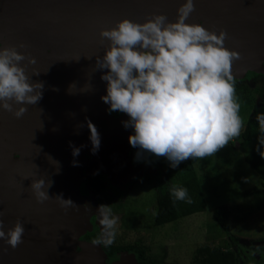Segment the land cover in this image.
I'll use <instances>...</instances> for the list:
<instances>
[{
  "label": "water",
  "instance_id": "95a60500",
  "mask_svg": "<svg viewBox=\"0 0 264 264\" xmlns=\"http://www.w3.org/2000/svg\"><path fill=\"white\" fill-rule=\"evenodd\" d=\"M182 1L0 0V46H16L26 57H34V64L20 63L26 65L29 82L43 83L40 99L25 104L21 117L0 110V221L7 229L19 219L25 229L15 248L0 241V264H103L105 254L98 245L91 243L88 251L75 252L78 237L89 229L86 216L95 212L88 198L77 194L78 175L93 154L87 127L77 125L87 118L96 127L100 145L95 154L117 186L152 170L126 160L129 133L111 153L105 145L110 130L127 115L112 116L100 99L105 90L100 76L107 69L92 63L108 42L99 30L122 18L143 22L152 13H163L174 21ZM229 14L241 23L235 19V25ZM186 22L212 31L223 28L230 42L226 48H244L246 57L231 65L244 67L264 57V0H194V11ZM255 53L259 56H252ZM69 85L74 86L71 91ZM69 142L83 145L75 157ZM120 165L127 168L124 176L118 174ZM41 177L46 183L51 180V185L49 198L38 203L29 186L32 179ZM58 194L71 199L75 207L61 208ZM83 205H89L87 211ZM89 256L94 259L89 261ZM122 261L125 264L121 258L117 264ZM130 263L134 264L131 259Z\"/></svg>",
  "mask_w": 264,
  "mask_h": 264
},
{
  "label": "clouds",
  "instance_id": "9594fccd",
  "mask_svg": "<svg viewBox=\"0 0 264 264\" xmlns=\"http://www.w3.org/2000/svg\"><path fill=\"white\" fill-rule=\"evenodd\" d=\"M193 11L194 0H183L174 21L163 13H152L143 22L122 18L99 30L108 43L102 54L95 56L97 69H107L100 76L106 82L100 99L109 112L127 115L121 123L131 128L127 141L137 149L135 158L144 154L164 157L173 169L188 158L212 156L239 137L245 123L230 71L239 53L224 46L227 34L223 29L212 31L186 22ZM24 60L35 63L34 57H26L16 46H0V110L17 118L26 111L25 104L40 99L43 87L42 82H29L26 65L20 63ZM73 88L69 85V91ZM254 119L258 132L255 148L264 157V112L257 111ZM83 126L88 129L90 152L95 154L100 135L87 118L77 125ZM69 146L73 157L83 147L71 142ZM49 161L57 163L51 157ZM71 163L75 166L78 161ZM50 185L51 180L32 179L29 188L38 203L49 198ZM169 192L173 202L191 203L186 187L173 184ZM56 200L61 208L76 205L59 194ZM83 207L87 211L89 205ZM95 210L101 228L92 244L108 247L116 239L119 218L108 204H99ZM24 232L19 219L7 229L0 221V241L10 248L21 242Z\"/></svg>",
  "mask_w": 264,
  "mask_h": 264
},
{
  "label": "rangeland",
  "instance_id": "374dc122",
  "mask_svg": "<svg viewBox=\"0 0 264 264\" xmlns=\"http://www.w3.org/2000/svg\"><path fill=\"white\" fill-rule=\"evenodd\" d=\"M228 45L230 42L227 38L224 46ZM230 71L235 77V85L244 89V96L249 101L246 104L243 96L237 97L244 108H240V115L245 119L251 109L261 103L258 91L264 90V61L259 59L244 67L234 63L230 65ZM104 83L105 88L106 82ZM101 94H105V90ZM109 113L115 116L113 111ZM257 135L255 130L247 143L239 145L238 140H232L212 156L190 158L202 192L204 207L201 212L192 213L173 223L153 225L152 196L155 189L151 183H154L155 176L160 171L157 165L154 166L148 160L136 159L137 149L129 144L126 160L132 166L149 167L152 170L150 174H136L117 186L109 172L103 168L98 155L92 154L78 175L77 194L87 197L96 209V201L87 189L88 181L97 176L105 183L113 198L108 206L119 218L116 239L110 246H129L142 251L145 264H195L199 260L196 251L203 245H214L233 252L243 248L239 251L241 260L250 259L253 264L255 260L250 256L264 254V182L244 162L243 157L257 140ZM231 143H234L235 149L231 148ZM220 205L227 207L228 233H224L212 220L213 209ZM86 220L89 229L78 237L80 245L75 247L76 253L88 251L87 246L92 243L85 241L83 235L93 231L100 232L96 210L86 216ZM98 246L102 252L104 248L110 247ZM88 258L89 261L94 259L93 256ZM114 258L115 256L105 258L103 264L114 261Z\"/></svg>",
  "mask_w": 264,
  "mask_h": 264
},
{
  "label": "trees",
  "instance_id": "16d2710c",
  "mask_svg": "<svg viewBox=\"0 0 264 264\" xmlns=\"http://www.w3.org/2000/svg\"><path fill=\"white\" fill-rule=\"evenodd\" d=\"M264 85V82H263ZM264 90L258 91V96L261 98V103L254 106L248 116L245 118L244 127L241 130L239 137L234 138L240 142L239 145L247 143L252 136L253 132L257 130V124L254 119L257 111L264 112ZM236 97L243 96L245 103L249 104L247 96H244V89L235 85ZM239 102V101H238ZM241 109H244L240 105ZM240 109V113L242 110ZM113 114L118 116L122 112L113 111ZM242 141V142H241ZM257 140L253 143L243 157L244 162L258 175V177L264 182V157H261L256 150L255 146ZM231 148L235 149L234 143H231ZM142 160H148L155 162L161 167V174L159 178H156L152 184V188L155 189L152 200L154 201L153 208V225L162 226L169 223H173L179 219L187 217L188 215L196 212H201L204 207V200L202 192L198 185V180L193 168V162L190 158L182 161L177 168L173 169L168 166V161L164 157H157L155 155L144 154L140 157ZM173 184H178L188 189L189 196L191 197V203H185L183 201L173 202L171 198L169 188ZM88 190L93 194L96 204H108L113 201L112 196L106 189L105 183L97 176L88 181ZM118 206V205H117ZM119 207V206H118ZM123 208V207H122ZM228 211L224 205L217 206L212 211V220L221 227L224 233H228ZM98 235V232H91L85 234V237L93 240ZM237 248H240L237 246ZM241 250L243 248H240ZM240 249L235 252L214 245H203L196 252L199 256V260L195 264H239L241 260ZM116 250H133L137 255L138 260L145 264L146 260L143 257V252L134 247H109L106 248L107 254L112 255ZM179 264V263H168Z\"/></svg>",
  "mask_w": 264,
  "mask_h": 264
},
{
  "label": "bare ground",
  "instance_id": "6f19581e",
  "mask_svg": "<svg viewBox=\"0 0 264 264\" xmlns=\"http://www.w3.org/2000/svg\"><path fill=\"white\" fill-rule=\"evenodd\" d=\"M183 2V1H182ZM201 5H207V4H201ZM200 5V6H201ZM198 5V9H200V7ZM227 12H229L230 10L226 9ZM229 16V19H233V23L236 25V22L237 23H241L240 19L239 18H235L234 16H232L231 14L228 15ZM236 16V15H235ZM237 17V16H236ZM239 17V16H238ZM235 19H236V22H235ZM223 21H228V18H223ZM244 48H240L238 49V53H239V59L241 57V59H244L246 57V55H244ZM252 56H259L258 53H255L253 54ZM93 65H95V62L92 63ZM114 128V129H113ZM112 129V131L110 130V134H108V138L106 139V142H105V145H107V149H110V153H111V150H116V148L122 144V139L124 138V135L126 136L127 133H130V128H124L122 126V124L120 125H117L116 127L114 126ZM127 132V133H126ZM118 170H119V173L121 176H124V172L127 170L126 167L120 165V167H118ZM14 261V260H11V262ZM10 262V261H8Z\"/></svg>",
  "mask_w": 264,
  "mask_h": 264
},
{
  "label": "flooded vegetation",
  "instance_id": "af4514ba",
  "mask_svg": "<svg viewBox=\"0 0 264 264\" xmlns=\"http://www.w3.org/2000/svg\"><path fill=\"white\" fill-rule=\"evenodd\" d=\"M262 58H263L262 60L264 61V57H262ZM256 76H258V75H256ZM259 76H260V75H259ZM250 77H251V76H248L247 78H248V79H251ZM262 82H264V80H262ZM115 116H116V115H115ZM241 142H242V141H241ZM149 162H150L151 164H154V166L157 165V167L159 168L160 174H161V167H160V165L157 164V163H155V162H152V161H149ZM160 174H158V175H156V176L154 175V176H155V179H156V178H159ZM87 189H88V188H87ZM91 194H92V193H91ZM92 196H93V194H92ZM93 198H94V196H93ZM94 200H95V199H94ZM93 232H94V231H93ZM82 238H83L85 241H87V242H92L90 239L86 238L85 235H83ZM110 247H111V246H110ZM113 247H116V246H113ZM126 247H127V246H126ZM263 249H264V248H263ZM103 252H104V254H105V258L111 259L112 256H115L114 261L109 262L108 264H111V263H114V262L117 264V262H119L120 258H121L122 260H125V264H131V263H130V259L132 260V262H133L134 264H142V263L138 260L137 255L133 252V250H116V251L114 252V254L109 255V254H107L106 248H104V249H103ZM250 258H251V259L253 258V260H255V262H254L253 264H264V254H261V255L255 256V257L250 256ZM120 264H124V262L122 261V262H120ZM239 264H251V263H250V259L247 260V261H245V259H242V260L239 261Z\"/></svg>",
  "mask_w": 264,
  "mask_h": 264
}]
</instances>
